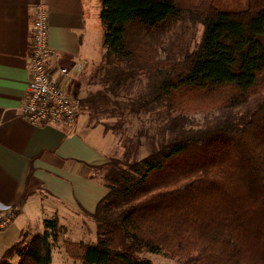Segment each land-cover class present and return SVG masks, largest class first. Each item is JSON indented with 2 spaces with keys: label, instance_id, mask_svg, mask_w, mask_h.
<instances>
[{
  "label": "trees",
  "instance_id": "16d2710c",
  "mask_svg": "<svg viewBox=\"0 0 264 264\" xmlns=\"http://www.w3.org/2000/svg\"><path fill=\"white\" fill-rule=\"evenodd\" d=\"M188 19L203 29L193 49L175 31ZM100 20L105 53L90 79L99 88L81 107L123 155L100 169L110 192L91 216L97 243L66 241L69 258L153 264L143 257L151 252L185 264H264V0H102ZM219 92L227 96L216 115L193 124L188 114L206 109L183 98ZM133 115L150 116L135 138L125 133ZM44 226L0 264L15 255L51 264L61 229L57 218Z\"/></svg>",
  "mask_w": 264,
  "mask_h": 264
},
{
  "label": "crops",
  "instance_id": "0c3cea01",
  "mask_svg": "<svg viewBox=\"0 0 264 264\" xmlns=\"http://www.w3.org/2000/svg\"><path fill=\"white\" fill-rule=\"evenodd\" d=\"M100 1L0 0V210L19 209L12 223L0 230V262L22 239L28 243L43 234L46 219H58L59 240L75 220H93L110 192L100 169L123 155L112 132L91 124L82 107L74 130L34 126L21 113L30 81L36 6L44 3L49 11V44L58 55L49 61L52 76L81 101L85 84H90L87 76L105 53L95 45ZM64 68L67 75L60 74ZM19 260L15 255L11 263Z\"/></svg>",
  "mask_w": 264,
  "mask_h": 264
},
{
  "label": "built area",
  "instance_id": "2783aa9c",
  "mask_svg": "<svg viewBox=\"0 0 264 264\" xmlns=\"http://www.w3.org/2000/svg\"><path fill=\"white\" fill-rule=\"evenodd\" d=\"M32 29L34 36L31 44L30 81L26 100L21 107L22 116L34 126L74 130L81 101L62 89L50 71L49 61L58 55L49 44V11L44 3L35 8ZM68 73L67 69H60L61 75ZM18 211V208L0 210V230L12 223Z\"/></svg>",
  "mask_w": 264,
  "mask_h": 264
},
{
  "label": "rangeland",
  "instance_id": "374dc122",
  "mask_svg": "<svg viewBox=\"0 0 264 264\" xmlns=\"http://www.w3.org/2000/svg\"><path fill=\"white\" fill-rule=\"evenodd\" d=\"M102 10V4L100 1V7H99V12H101ZM99 23V30L96 29V42L95 45L96 47H99L98 50L101 47H104V29H103V25L101 23V20L99 19L98 21ZM101 30V31H100ZM202 26L199 24H196L194 26V23H192V21L190 19L187 20V22L183 23L182 26H179L175 29V31H177V33H181L183 31H185V38L187 40V42L190 43V48L193 49L195 44L200 40L201 35H202ZM171 33L167 34L166 36L163 37V42L160 45V47L163 46V48H166L168 45V42L171 38ZM159 53H160V58H165L166 53L164 52V50L159 48ZM103 58V57H102ZM102 61V60H101ZM96 67H93L88 76H87V81L89 80V78L92 77V75L94 74ZM87 81L85 80V83H87ZM146 79L142 78L141 82H136L135 86H134V90L135 92H139L140 90H143L146 84ZM87 85V87H85L82 91V95L83 97H86V95L90 92V91H95L96 89H98V86H92V85ZM227 96V93L225 92H219L215 95L213 94H206V93H188L184 98H183V102L185 103L186 106L188 107H202L201 109L205 110V112H197V113H190L188 114V118L189 120L193 123V124H201L203 123L207 118L211 119L213 116H215L216 111L212 108H215L216 105H218L219 103L222 102V100L225 99V97ZM212 109V110H209ZM150 119L149 115H141L140 118L133 115L130 118V122L129 124H127L125 126V133L131 137V138H135V136L137 135L138 131L141 130L142 128H148L149 127V122L148 120ZM110 123H114L116 121V119H112L109 120ZM152 133V132H151ZM114 136V135H113ZM115 137V136H114ZM116 138V137H115ZM116 140L118 141V139L116 138ZM145 141V140H143ZM119 143V141H118ZM144 143V142H143ZM120 144V143H119ZM121 150L122 147L120 145ZM140 158H143L145 156H147V149L146 146L143 144L142 148H141V152H140ZM96 225V222L93 220H87L86 223H82L78 220H75V222H73V224L71 226H68V234L63 233V235L60 237L61 239L58 240V242H52V263L51 264H82L81 262L78 261H74L71 260L65 250V246L63 245V240H75V241H83L87 244H92L91 242H96L98 235L95 233L94 231V226ZM76 226V227H75ZM82 229H80V228ZM97 232V231H96ZM63 237V238H62ZM143 257L151 260L153 262V264H185V258H172L169 255L165 254V253H158V254H154L151 252H145L143 254Z\"/></svg>",
  "mask_w": 264,
  "mask_h": 264
}]
</instances>
